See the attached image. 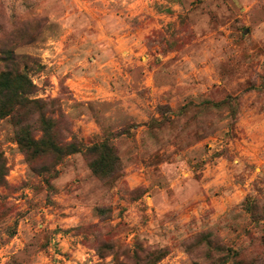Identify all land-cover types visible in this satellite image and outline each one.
<instances>
[{"label":"clouds","instance_id":"clouds-1","mask_svg":"<svg viewBox=\"0 0 264 264\" xmlns=\"http://www.w3.org/2000/svg\"><path fill=\"white\" fill-rule=\"evenodd\" d=\"M0 264H264V0H0Z\"/></svg>","mask_w":264,"mask_h":264}]
</instances>
